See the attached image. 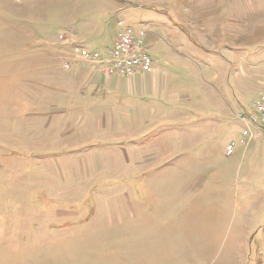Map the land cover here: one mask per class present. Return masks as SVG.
I'll list each match as a JSON object with an SVG mask.
<instances>
[{
    "label": "rangeland",
    "instance_id": "rangeland-1",
    "mask_svg": "<svg viewBox=\"0 0 264 264\" xmlns=\"http://www.w3.org/2000/svg\"><path fill=\"white\" fill-rule=\"evenodd\" d=\"M118 20L190 97L99 130L51 88ZM262 93L264 0H0V264H261L257 229L243 249L236 231L264 205L213 182H264L263 139L226 155ZM65 140L82 146L44 144Z\"/></svg>",
    "mask_w": 264,
    "mask_h": 264
},
{
    "label": "crops",
    "instance_id": "crops-1",
    "mask_svg": "<svg viewBox=\"0 0 264 264\" xmlns=\"http://www.w3.org/2000/svg\"><path fill=\"white\" fill-rule=\"evenodd\" d=\"M171 21L174 23L175 20L172 19ZM171 21L169 20L170 25ZM74 63H77L76 65L79 66H72ZM69 69H73L71 74L66 78L58 80V86L56 88H51L64 94L71 93L74 100L76 99L75 101L64 100L65 102L62 103L60 110L70 116L71 114H75L80 123L86 124L91 122V124H94V127L95 124H97L99 130H105L107 128L105 124L115 123L118 116H122L124 119H136V121H139L140 117L143 115L142 109L151 108L154 113H156L158 111L156 107H161L165 103H179L182 99L190 97L187 93L174 90L173 85L170 84V75L168 74V71L159 67L155 60L154 69L151 72L137 73L133 76H106L100 68L90 67L83 62L76 60L71 61ZM52 75L53 74L51 73L50 76ZM52 109L54 108L52 107ZM151 115L154 116L156 114ZM217 124H220V128H223L224 131H228V125L224 124L221 120ZM57 130L55 129V131ZM152 131L153 129L149 132ZM153 133L159 132L153 131ZM131 134L132 133L126 136L120 135L115 137V139L123 140ZM62 136L59 137L63 138ZM157 137H160V135ZM84 139L90 141L94 146L97 143L100 144V139L97 137H85ZM82 140L75 145L70 146L65 144L67 140L64 142L62 141V144L57 142L53 145V142L47 141L44 142V144L55 148H67L79 145L82 146ZM259 140H261V138ZM244 156L245 152L243 150L241 157ZM193 183L198 184L199 182ZM213 183L219 187L230 188V190L235 186L236 196L234 198V203L237 205L238 202H240L239 199L242 197L243 201L251 202L250 199L253 198V201H255V204L258 206L261 204L264 205V190H262V188L260 189V186L264 188V182ZM198 186L202 187L201 183L195 187ZM230 190H228L227 193ZM235 208H238V206H235L234 209ZM252 210L253 211L247 213V216H244V220L247 218L246 224H244L242 220V227L240 230L237 229L236 231L241 236L238 239V248L240 249H243V246L245 248L249 244L255 229L257 230L253 235V241L258 240V242L264 245V217L262 219L260 207L252 206ZM255 216L257 217V223ZM252 220L255 222H252ZM262 236L263 239H261ZM247 264L250 263L248 262ZM261 264H264V261Z\"/></svg>",
    "mask_w": 264,
    "mask_h": 264
},
{
    "label": "built area",
    "instance_id": "built-area-1",
    "mask_svg": "<svg viewBox=\"0 0 264 264\" xmlns=\"http://www.w3.org/2000/svg\"><path fill=\"white\" fill-rule=\"evenodd\" d=\"M117 27L113 50H91L74 43L71 44V61H81L90 67L100 68L106 76H133L137 73L151 72L154 59L144 44L146 31H135L123 20H118ZM61 39H64V36H61ZM71 61H65L64 67L69 69ZM239 118L244 125L241 140L228 145L227 156L234 155L238 145H244L251 139L254 141L264 139V93L256 101L255 111L242 112Z\"/></svg>",
    "mask_w": 264,
    "mask_h": 264
}]
</instances>
